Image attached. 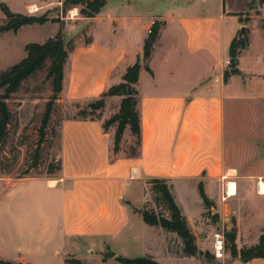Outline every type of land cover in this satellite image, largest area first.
Wrapping results in <instances>:
<instances>
[{"label": "crops", "instance_id": "1", "mask_svg": "<svg viewBox=\"0 0 264 264\" xmlns=\"http://www.w3.org/2000/svg\"><path fill=\"white\" fill-rule=\"evenodd\" d=\"M64 1L48 0L47 10ZM106 2L95 18H84L102 22L106 31L70 54L62 96L80 104L96 101L140 61L138 154L116 153V126L104 129L119 111L121 96L106 99L101 119L63 120L57 174L15 182L0 177V261L113 264L138 248L158 264H187L193 256L184 253L182 239L147 225L140 213L153 180L167 181L188 223L204 205L192 215L177 203L175 191L195 185L199 191L202 183L217 205L221 232L226 236L235 228L240 250L258 244L264 236V181H231L223 167L227 110L236 97L264 98V27L256 28L253 17L245 20L251 0ZM19 5L24 15L33 7L44 10L41 0H20ZM153 21L161 28L146 62ZM242 27L249 42L238 58L239 74L225 80L230 47ZM135 138L127 128L121 148ZM229 182L235 195L226 193ZM171 236L181 240L178 253L171 251ZM108 251L116 256L103 258ZM227 258L229 264H264V259Z\"/></svg>", "mask_w": 264, "mask_h": 264}, {"label": "rangeland", "instance_id": "2", "mask_svg": "<svg viewBox=\"0 0 264 264\" xmlns=\"http://www.w3.org/2000/svg\"><path fill=\"white\" fill-rule=\"evenodd\" d=\"M0 2L6 4L14 13L21 10L20 0H9L10 4L1 0ZM41 2L44 10L39 11L38 8L33 7L27 15L46 14L50 19H59V22H48L44 26H25L16 34L13 32L0 34V70L8 69L26 58L25 46L29 43H45L61 32L67 49L71 50L73 47L74 51L76 46L88 44L95 36L102 37V33L106 31L102 22L94 24L92 20H85L80 14L81 7L68 8L65 12L62 3L58 8L47 10L48 0ZM251 2L250 12L246 14L245 20L250 22L253 17L256 20L255 27L260 29L264 27V12H262L264 4L260 0H251ZM74 9H78V13H70ZM5 23L6 16L0 10V27ZM244 36L248 44V32ZM49 67L50 64L47 63L43 70L24 82L20 91L8 102L14 114V121L9 128V138L0 156V167L3 169L0 170V177L11 182L29 177L52 176L48 174L50 165L55 167L60 161L62 121L78 118V113L88 105L70 102L62 96V93L54 99L52 79L48 77ZM50 102L53 103L52 114L47 126L43 128L44 115ZM120 150H123L125 155L137 152L136 138ZM36 158L39 166L34 168ZM223 167L224 175L231 181H264V98L236 97L227 110ZM148 184V192L146 191L140 213L142 210H148L157 216L169 218L170 212L162 194L154 190L153 185ZM230 185L229 182L226 193L230 196L235 195V190ZM175 195L177 203L184 210H189L192 215L197 214L204 205L196 185L181 191L176 190ZM218 222V208L214 203L210 208L204 206L201 215L195 221L189 222L192 233L197 237L198 253L188 259L187 264H229L230 260L227 256L232 257V248L227 236H225L224 257L217 259L213 254L214 234L222 231ZM168 240L171 251L178 253L181 240L175 236H171ZM236 247L239 252L240 249L237 245ZM125 254L127 255L122 258L145 257L138 248L129 249ZM147 258L149 262L157 263L152 258ZM162 263L166 264L163 260ZM113 264L121 263L113 260Z\"/></svg>", "mask_w": 264, "mask_h": 264}, {"label": "trees", "instance_id": "3", "mask_svg": "<svg viewBox=\"0 0 264 264\" xmlns=\"http://www.w3.org/2000/svg\"><path fill=\"white\" fill-rule=\"evenodd\" d=\"M264 4V0H260ZM252 3V2H251ZM250 3V4H251ZM106 0H65L63 2L64 11L67 12L68 8L81 7L80 14L86 19L95 18L102 9L106 6ZM0 10L6 16V23L0 27V34L19 32L25 26L32 25H45L48 22H59V19H50L46 14L42 16H28L20 13L12 12L9 7L0 2ZM161 26L155 24L152 27V32L144 47V61H149L152 53V48L156 42ZM247 40L244 36L242 39L236 37L230 47V64L229 69L225 72V80L232 75L239 74L238 58L241 52L247 47ZM27 52L26 58L21 62L13 65L12 67L0 70V156L4 151V146L9 138L10 126L14 121V114L11 111L8 102L12 99L13 95L17 94L24 82L29 78L35 76L38 72L43 70L47 63L50 64L48 77L52 79V88L55 96L62 93L63 82L65 76V66L69 59L71 50H68L61 32L48 39L45 43H29L25 46ZM140 61L136 62L133 66L128 67L122 82L110 87L104 92L100 99L93 101L87 105L85 109L78 113V118L82 119H101L102 111L106 106V99L112 96L123 97L119 111L110 119L104 122V129L108 130L112 126H116L115 146L114 151H120L121 142L124 132L130 128L131 133L136 137V146L138 149L141 146V119L138 110V90L137 83L141 71ZM147 70L150 71L148 65ZM53 110V103L47 105L44 115L43 128H45L50 120ZM138 151L133 153L136 156ZM38 159L34 160V168L38 167ZM0 170L3 169L0 167ZM61 170V163L59 161L57 166L49 167L48 174L54 175ZM153 185L154 190L160 192L163 196L165 203L168 206L170 217L165 218L157 216L155 213L148 210H142L141 214L144 222L147 225L154 227H161L164 230L178 235L184 243V253L187 256H196L198 247L196 238L192 233L186 217L183 215L182 210L175 202L174 196L170 191L167 181L153 180L149 182ZM199 193L203 200L204 206L210 208L213 202L207 197L204 186L199 184ZM227 239L231 245V255L233 258L240 257L243 262H248L253 259H264V236L260 237L258 244L242 248L239 252L236 247V229L233 228L227 233ZM117 261L122 264H157L149 262L147 257L141 259H127L118 257ZM68 264H81L80 261L68 260ZM0 264H13L11 262L0 261Z\"/></svg>", "mask_w": 264, "mask_h": 264}, {"label": "built area", "instance_id": "4", "mask_svg": "<svg viewBox=\"0 0 264 264\" xmlns=\"http://www.w3.org/2000/svg\"><path fill=\"white\" fill-rule=\"evenodd\" d=\"M157 24V22H152V26L149 30V35L152 32V27ZM226 249V238L222 232H216L213 237V254L217 259L224 257Z\"/></svg>", "mask_w": 264, "mask_h": 264}, {"label": "water", "instance_id": "5", "mask_svg": "<svg viewBox=\"0 0 264 264\" xmlns=\"http://www.w3.org/2000/svg\"><path fill=\"white\" fill-rule=\"evenodd\" d=\"M246 32H247L246 27H242L240 29V32H239V35H238V39H242L244 37V35L246 34ZM115 256H116V253L113 252V251H108L106 253H103V257L104 258L111 259V258H114Z\"/></svg>", "mask_w": 264, "mask_h": 264}]
</instances>
